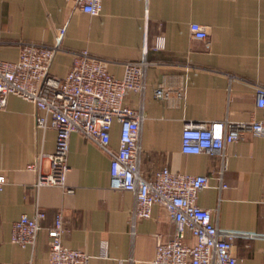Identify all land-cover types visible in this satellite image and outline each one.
Listing matches in <instances>:
<instances>
[{
    "label": "crops",
    "instance_id": "obj_1",
    "mask_svg": "<svg viewBox=\"0 0 264 264\" xmlns=\"http://www.w3.org/2000/svg\"><path fill=\"white\" fill-rule=\"evenodd\" d=\"M192 23L203 25L208 38H196ZM64 26L51 73L65 77L73 54L84 50L108 61L117 78L124 76L125 63L145 61L144 89L125 101L144 115L142 173L153 179L167 167L209 177L198 205L212 210L220 229L239 234L233 241L239 264H264V136L246 134L227 145L226 160L182 153L188 122L264 119L257 107V89L264 87V0H103L96 16L64 0H0V59L18 61L26 42L53 44ZM161 87L169 98H156ZM120 132L114 123L115 150ZM55 146V130L37 127L35 106L10 95L0 110V171L7 176L0 195V264H49L46 230L60 212L68 229L63 245L84 251L89 264H152L159 240L166 243L176 233L166 210L156 205L151 218L134 220V194L111 188L110 158L79 133L70 140L72 192L37 188L38 171L28 167L37 164L48 172L49 159L41 155L52 154ZM38 211L46 217L35 248L12 243L14 223ZM187 241L193 243L190 236Z\"/></svg>",
    "mask_w": 264,
    "mask_h": 264
},
{
    "label": "built area",
    "instance_id": "obj_2",
    "mask_svg": "<svg viewBox=\"0 0 264 264\" xmlns=\"http://www.w3.org/2000/svg\"><path fill=\"white\" fill-rule=\"evenodd\" d=\"M64 1L91 16L100 14L103 6V0ZM190 31L198 39L208 38L201 24L192 23ZM65 34L64 26L58 30L53 44L23 43L16 62L0 59V110L6 108L10 95L18 96L35 106L38 128L56 132L55 151L41 155L49 159V171L43 172L37 164L28 167L38 171L35 186L61 187L72 192L67 187L70 140L73 133H79L110 158L111 188L134 194V220L151 218L154 206L158 205L174 222L175 236L166 243L159 240L152 264H239L233 245L239 234L220 229L213 222L212 210L198 205L199 193L210 185L209 177L163 167L153 179H148L140 169L144 115L125 101L130 92L144 89L146 62L125 63L124 76L117 78L109 72L108 61L84 50L73 54L72 67L65 77L54 76L51 67L62 49ZM155 94L158 99L170 97V92L162 87ZM257 107L264 110V87L257 89ZM116 122L121 126L117 150L111 146V131ZM246 134L264 136V119L239 123L188 122L182 131V153L208 154L226 160L227 145L242 140ZM6 184L7 176L0 171V195ZM45 217L41 211L34 216L22 215L13 225L12 243L34 249L45 229ZM46 231L50 239L49 264H89L90 256L84 251L63 245L68 229L62 212L57 215L55 225ZM189 236L193 243L187 241Z\"/></svg>",
    "mask_w": 264,
    "mask_h": 264
}]
</instances>
